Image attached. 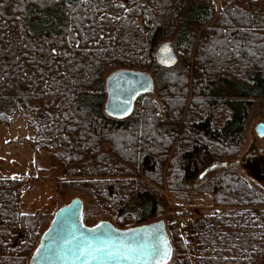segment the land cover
<instances>
[{
    "label": "trees",
    "instance_id": "trees-1",
    "mask_svg": "<svg viewBox=\"0 0 264 264\" xmlns=\"http://www.w3.org/2000/svg\"><path fill=\"white\" fill-rule=\"evenodd\" d=\"M116 65L155 71L154 93L123 119L105 111ZM261 99L264 0H0V124L24 120L58 185L89 195L86 225L150 224L166 196L176 210L210 203L166 222L169 264L264 261V193L221 167L240 155ZM24 185L0 172V264H29L45 232L23 210Z\"/></svg>",
    "mask_w": 264,
    "mask_h": 264
},
{
    "label": "water",
    "instance_id": "water-1",
    "mask_svg": "<svg viewBox=\"0 0 264 264\" xmlns=\"http://www.w3.org/2000/svg\"><path fill=\"white\" fill-rule=\"evenodd\" d=\"M162 54L160 48V62L165 61ZM152 88L153 79L141 72L126 70L114 74L106 82V114L117 119L127 117L136 99ZM256 132L264 137V124ZM84 209L79 198L59 209L29 264H169L172 260L174 247L165 221L125 230L109 222L87 226Z\"/></svg>",
    "mask_w": 264,
    "mask_h": 264
},
{
    "label": "rangeland",
    "instance_id": "rangeland-1",
    "mask_svg": "<svg viewBox=\"0 0 264 264\" xmlns=\"http://www.w3.org/2000/svg\"><path fill=\"white\" fill-rule=\"evenodd\" d=\"M173 55L177 56V67L184 66L183 56L174 50ZM126 70L120 65L110 67L105 71V81L107 82L114 74ZM141 73L153 79L155 71L151 68ZM150 92L154 93V86ZM17 119L8 127L0 124V172L25 181V185L22 187L24 212L39 216L44 222L43 231H46L56 212L76 198L84 202V211L90 210L93 201L87 193L58 185L56 181L60 177V173L58 171L51 172L52 157L45 153H39L29 140L25 139L28 134V125L24 120ZM260 124H264V99L255 101L243 134L240 155L234 161L223 162L221 167L227 164L235 166L241 177L264 193V137H259L256 132ZM171 131L168 129L166 133L170 135ZM196 201L186 207L181 205L176 210V202L166 196L167 214H162L153 222L165 221L166 223L170 219L184 222L187 221V215L192 214L193 217H196L197 214L210 213V203L202 197ZM178 211L182 214V218L178 216ZM110 219L108 216H97L93 221L87 223V226L109 222ZM255 264H264V261H257Z\"/></svg>",
    "mask_w": 264,
    "mask_h": 264
}]
</instances>
